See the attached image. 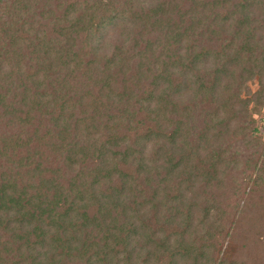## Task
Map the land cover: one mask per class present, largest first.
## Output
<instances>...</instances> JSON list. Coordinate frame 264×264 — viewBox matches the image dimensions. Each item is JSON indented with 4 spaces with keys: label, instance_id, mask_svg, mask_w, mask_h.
Instances as JSON below:
<instances>
[{
    "label": "trees",
    "instance_id": "obj_1",
    "mask_svg": "<svg viewBox=\"0 0 264 264\" xmlns=\"http://www.w3.org/2000/svg\"><path fill=\"white\" fill-rule=\"evenodd\" d=\"M262 109L264 0H0V264H264Z\"/></svg>",
    "mask_w": 264,
    "mask_h": 264
},
{
    "label": "rangeland",
    "instance_id": "obj_2",
    "mask_svg": "<svg viewBox=\"0 0 264 264\" xmlns=\"http://www.w3.org/2000/svg\"><path fill=\"white\" fill-rule=\"evenodd\" d=\"M247 87H248L249 91H251V92H255V91L257 90V88H258L256 81L249 82V83L247 84ZM245 93H246V92H245ZM245 93H243L242 96H249V95H247V94H245ZM256 118L259 119V120L261 121V123L264 122V109H262V113L259 114L258 117H256ZM257 119H256V120H257ZM259 128H260V129H259V133H258V135H259V136L263 139V141H264V127H261V126H260ZM223 244H225V241L223 242ZM235 246H236V245H234L233 250H234ZM238 248H241L240 245L238 246ZM236 249H237V248H235V250H236ZM237 250H238V249H237ZM238 251H239V250H238Z\"/></svg>",
    "mask_w": 264,
    "mask_h": 264
}]
</instances>
